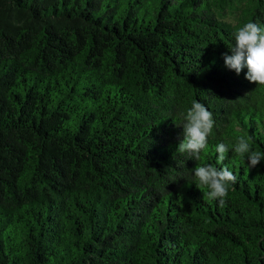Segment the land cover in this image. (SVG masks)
Returning <instances> with one entry per match:
<instances>
[{"label":"trees","instance_id":"obj_1","mask_svg":"<svg viewBox=\"0 0 264 264\" xmlns=\"http://www.w3.org/2000/svg\"><path fill=\"white\" fill-rule=\"evenodd\" d=\"M264 0H0V264H264V85L224 64ZM199 100L201 159L176 151ZM238 177L225 205L194 168ZM207 192V189H203Z\"/></svg>","mask_w":264,"mask_h":264},{"label":"clouds","instance_id":"obj_2","mask_svg":"<svg viewBox=\"0 0 264 264\" xmlns=\"http://www.w3.org/2000/svg\"><path fill=\"white\" fill-rule=\"evenodd\" d=\"M235 43L229 47L231 54H223L224 64L240 74L246 67L245 78L257 85H264V27L256 22H247L232 33ZM183 139L178 143L176 151L186 154L187 159L199 161L201 153L208 146V138L215 127L213 113L199 100H194L186 112L181 113ZM250 138L241 135L236 138L232 146L220 142L215 152L217 164H222L231 151L237 155L241 162L247 161L248 169L258 166L264 160V154L252 148ZM194 177L196 186L208 199L215 200L220 206L225 205L229 195L230 185L238 182V177L228 167H216L205 163L195 166ZM206 188L207 192L203 189Z\"/></svg>","mask_w":264,"mask_h":264}]
</instances>
